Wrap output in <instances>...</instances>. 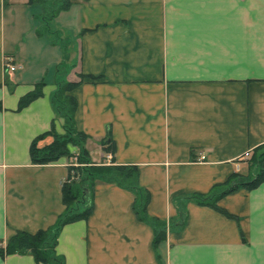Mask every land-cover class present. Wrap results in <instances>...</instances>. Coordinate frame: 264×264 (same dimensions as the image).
<instances>
[{"label": "crops", "instance_id": "obj_1", "mask_svg": "<svg viewBox=\"0 0 264 264\" xmlns=\"http://www.w3.org/2000/svg\"><path fill=\"white\" fill-rule=\"evenodd\" d=\"M40 12L28 0H0V246L52 228L65 209L66 159L29 158L52 122L62 131L49 98L64 52L67 81L97 78L71 92L89 160L110 154L116 166H135L149 216L167 224L181 197L247 174L248 155L264 144V0H80L48 24L65 50L36 35ZM38 83L41 95L17 109ZM133 198L95 182L89 217L57 234L64 264H264V180L218 201L236 219L186 201L184 226L156 248ZM0 264L35 263L12 254Z\"/></svg>", "mask_w": 264, "mask_h": 264}, {"label": "trees", "instance_id": "obj_2", "mask_svg": "<svg viewBox=\"0 0 264 264\" xmlns=\"http://www.w3.org/2000/svg\"><path fill=\"white\" fill-rule=\"evenodd\" d=\"M80 0H28L29 4H36L41 12L39 20L41 26L36 30L38 37L52 36L60 42L65 50V40L60 38L58 32L49 30V22L60 12L67 10L72 4ZM67 55L55 67V88L49 98L54 117L61 121L62 133H57L53 122L50 129L35 138L29 146V158L33 164L54 163L61 158H70L68 147H76V160L81 165L75 171L79 179H71L72 168L69 166L68 178L61 187V200L64 212L58 217L55 225L46 230H40L33 234L24 232L15 233L3 246H0V256L12 254H28L32 256L35 264H64L63 259L56 253L57 234L66 224L86 220L93 209L94 184L97 181L113 183L120 188L126 189L133 194L132 211L136 219L150 226L153 234L152 246L156 248L165 239L167 230H179L184 226L187 212L184 208L186 201L211 208L229 219H236L218 206V201L238 190L251 191L257 188L264 180V144L254 148L247 158L248 172L231 174L222 184L214 185L205 195L194 194L183 196L176 206V218L167 224L147 214L146 207L149 201L147 190L141 188L137 181V170L135 166L95 165L90 162L86 150L83 147L87 135L79 132L75 127L74 114L76 111V100L71 92L88 80L97 79L94 76L80 75L78 82H69L65 79L67 72L65 61ZM41 84H36L34 89L21 97L17 109L28 105L31 101L41 95ZM50 137L52 141L44 146H37V142ZM110 152L111 148L104 150ZM79 165V166H80ZM86 165V166H84ZM77 166V167H79Z\"/></svg>", "mask_w": 264, "mask_h": 264}, {"label": "rangeland", "instance_id": "obj_3", "mask_svg": "<svg viewBox=\"0 0 264 264\" xmlns=\"http://www.w3.org/2000/svg\"><path fill=\"white\" fill-rule=\"evenodd\" d=\"M57 132V131H56ZM61 133H62V131H61ZM50 138V137H49ZM51 141H52V139H51ZM68 149H69V152L71 153V157L70 158H65L66 159V161L67 162H71L72 164H69V165H73V167L75 166V164H77L78 162H77V160H76V158H75V156H76V154H77V148L76 147H71V146H69L68 147ZM250 157V154L248 155V158ZM66 162V163H67ZM90 162H92V161H90ZM103 162H99L98 164H102ZM83 164H81L79 167H74L75 169H72V173H71V179H76V180H74V182H77V180L79 179V174L75 171L77 168H81V167H83L82 166ZM84 166H86V165H84ZM77 175V176H76ZM75 176H76V178H75Z\"/></svg>", "mask_w": 264, "mask_h": 264}, {"label": "built area", "instance_id": "obj_4", "mask_svg": "<svg viewBox=\"0 0 264 264\" xmlns=\"http://www.w3.org/2000/svg\"><path fill=\"white\" fill-rule=\"evenodd\" d=\"M3 66H4V68H5L7 71H9V72H13V71L16 70V67H15L14 65L10 64L8 61H4ZM110 159H111V158H110V155H107V156H106V160H107V161H110Z\"/></svg>", "mask_w": 264, "mask_h": 264}]
</instances>
